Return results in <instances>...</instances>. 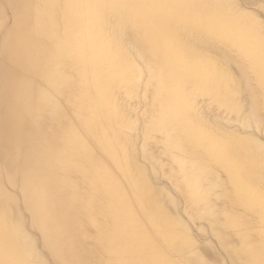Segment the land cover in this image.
<instances>
[{
	"label": "bare ground",
	"instance_id": "6f19581e",
	"mask_svg": "<svg viewBox=\"0 0 264 264\" xmlns=\"http://www.w3.org/2000/svg\"><path fill=\"white\" fill-rule=\"evenodd\" d=\"M0 264H264V0H0Z\"/></svg>",
	"mask_w": 264,
	"mask_h": 264
}]
</instances>
